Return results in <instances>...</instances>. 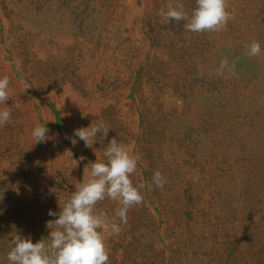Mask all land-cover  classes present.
Listing matches in <instances>:
<instances>
[{"label":"rangeland","instance_id":"1","mask_svg":"<svg viewBox=\"0 0 264 264\" xmlns=\"http://www.w3.org/2000/svg\"><path fill=\"white\" fill-rule=\"evenodd\" d=\"M195 0H0V264L16 232L33 243L112 137L140 159L109 264H264V0H226L221 31L158 12ZM227 59L232 70L218 72ZM102 120L89 148L74 129ZM45 123L46 139L31 132ZM97 156V157H96ZM160 171L163 188L151 183ZM118 204L96 213L111 222ZM116 222L119 223L118 218ZM56 226L53 223L52 229Z\"/></svg>","mask_w":264,"mask_h":264},{"label":"clouds","instance_id":"2","mask_svg":"<svg viewBox=\"0 0 264 264\" xmlns=\"http://www.w3.org/2000/svg\"><path fill=\"white\" fill-rule=\"evenodd\" d=\"M158 15L167 21L180 23L186 31L202 33L206 31H221L229 20L226 0H195V7L190 13L183 5L168 4L167 9H160ZM259 41L247 45V55L258 56L262 53ZM227 59L220 62L218 72L232 70ZM10 80L7 75L0 76V105H6L10 96ZM11 118L7 106L0 107V126ZM109 128L102 120L91 123L87 127L74 129L72 143L82 140L85 146L91 148L97 141V135L108 137ZM48 129L45 123L32 129L31 135L36 142L44 141ZM97 157V156H96ZM140 157L130 154L126 145L112 137L104 148L103 156L97 157L87 166L86 175L75 185L74 191L61 205L59 212L49 210L50 216H56L49 221L50 230L47 241L41 239L33 243L31 236L25 237L18 232L12 236L10 250L7 252L8 264H109V253L102 230H110L111 234H119L121 224H127V213L134 205L143 202L141 189L143 183L134 184L132 174L137 169ZM165 178L160 171L152 175L151 183L157 188H163ZM117 202L111 222L106 214H97L98 202L105 199ZM118 218L119 223L116 222ZM55 228L52 229V224Z\"/></svg>","mask_w":264,"mask_h":264}]
</instances>
